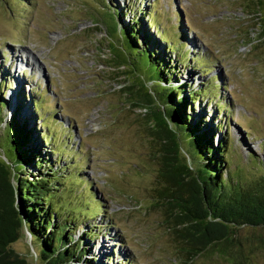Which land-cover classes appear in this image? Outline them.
<instances>
[{
  "label": "rangeland",
  "instance_id": "374dc122",
  "mask_svg": "<svg viewBox=\"0 0 264 264\" xmlns=\"http://www.w3.org/2000/svg\"><path fill=\"white\" fill-rule=\"evenodd\" d=\"M127 1L0 0V99L7 102L0 109V129L20 104L19 117L34 136L49 135L45 145L47 151L55 149L54 167L67 165L64 173L77 174L65 180L55 198L68 210L78 207L93 215L83 223L99 232L92 264H179L168 223L154 206L160 147L139 116L145 106L131 104L142 100L139 83L154 87V82L141 66H122L119 60L126 58L114 57L123 53L118 28L129 18L123 13ZM139 2L140 11L150 12L145 18L151 26L143 20L142 28L153 38L159 41L161 31L184 37L187 49L164 54L174 60L178 52L189 51L184 63L176 62L187 89L210 85L208 98L195 101L187 113L195 120L203 116L209 128L220 119L219 135H227L223 172L233 185L262 183L264 0H132V12ZM198 59L203 63L195 66ZM217 100L224 110H215L211 120ZM182 146L181 159L190 162ZM98 200L104 208H96ZM81 232L77 226L73 233L77 238ZM255 232L264 234V229ZM251 233L252 228H240L241 239ZM33 245L25 230L11 243L35 262ZM252 249L245 263L264 264V249ZM186 264L233 263L201 253Z\"/></svg>",
  "mask_w": 264,
  "mask_h": 264
},
{
  "label": "trees",
  "instance_id": "16d2710c",
  "mask_svg": "<svg viewBox=\"0 0 264 264\" xmlns=\"http://www.w3.org/2000/svg\"><path fill=\"white\" fill-rule=\"evenodd\" d=\"M140 4L134 12L132 0L123 4V13L129 14V18L118 28L123 53L114 52V57L126 58L123 62L119 60L122 66L130 63L141 66L154 82V87L138 82L144 89L140 96L142 102L136 100L131 104L145 106V113L139 116L147 121V130L160 147L161 182L155 189L154 206L160 207L168 223V234L177 248L175 260L186 264L202 253L223 257L233 264H246L255 252L252 247L264 249V234L255 232L257 228L264 229V175L263 182L253 186L230 182V177L223 172L227 162V135H219L220 119L215 128H209L201 114L195 120L187 113V109L193 110L195 101L208 98L212 91L210 85L187 89L184 79L177 75V63H184L189 51L178 52L174 60L164 54L187 49L184 37L178 32L167 35L161 31L160 42L157 41L142 28L143 20L148 26L151 24L145 18L150 12L140 11ZM115 11L113 30L117 29L118 20ZM196 63L199 66L203 60L198 59ZM2 81V84L7 82ZM217 101L211 120L215 110H224L222 102ZM3 104L7 102L0 99V109ZM19 107L17 104L9 121H4L0 129V264H92L95 255L91 249L99 232H95V226L83 223L93 219V215L78 207L68 210L55 198L62 192L65 180L77 179V174L64 173L67 165L54 167L58 163L51 159L55 149L47 151L45 145L49 135L41 132L34 136L32 129L26 127V120L19 117ZM1 118L0 115V123ZM182 143L190 162L181 159ZM56 151L63 153V150ZM81 181L86 182L83 177ZM90 194L89 198L94 199L95 190ZM96 208L102 209L104 205L98 200ZM76 211L78 215L73 213ZM77 226L82 232L76 238L73 232ZM242 227L252 228L253 233L241 239ZM24 230L37 249L35 262L28 261L11 247ZM243 240L248 247L243 248Z\"/></svg>",
  "mask_w": 264,
  "mask_h": 264
},
{
  "label": "bare ground",
  "instance_id": "6f19581e",
  "mask_svg": "<svg viewBox=\"0 0 264 264\" xmlns=\"http://www.w3.org/2000/svg\"><path fill=\"white\" fill-rule=\"evenodd\" d=\"M21 65V64H20ZM21 67V66H20ZM20 72H21V70H20Z\"/></svg>",
  "mask_w": 264,
  "mask_h": 264
}]
</instances>
